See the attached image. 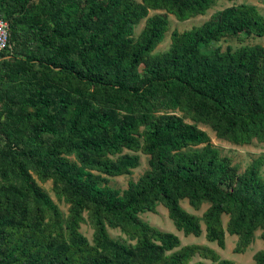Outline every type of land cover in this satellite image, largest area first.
<instances>
[{
  "label": "trees",
  "instance_id": "1",
  "mask_svg": "<svg viewBox=\"0 0 264 264\" xmlns=\"http://www.w3.org/2000/svg\"><path fill=\"white\" fill-rule=\"evenodd\" d=\"M219 1L0 0L9 26L0 55V264H204L196 256L236 264L205 245L181 246L140 217L159 204L185 236L200 237L201 223L222 249L226 234L237 236L235 254L257 231L264 241V159L241 171L199 128L236 146L264 144V43L243 42L264 38V16L232 5L174 30L169 48L156 51L170 15L204 16ZM139 154L148 157L144 173L123 191L111 187L110 178L139 167ZM38 182H51L66 214ZM183 200L208 208L199 217ZM253 261L264 264V249Z\"/></svg>",
  "mask_w": 264,
  "mask_h": 264
},
{
  "label": "rangeland",
  "instance_id": "2",
  "mask_svg": "<svg viewBox=\"0 0 264 264\" xmlns=\"http://www.w3.org/2000/svg\"><path fill=\"white\" fill-rule=\"evenodd\" d=\"M242 3L246 4H251L255 6L258 11L264 16V0H235L234 2H228V1H219L215 7L210 9L206 15L204 16H197L195 18L188 19L186 21H178L174 16L170 15L169 20H170V26H169V31L166 33L164 41L156 48V51L162 52L165 51L169 48L171 44V33L174 30H177L179 32L189 30L192 27L195 26H200L202 25L205 21H207L215 12L220 11L222 9H225L227 7H230L232 5H239ZM154 12H150L149 16H151ZM144 26V20L135 28V36L139 34V32L142 30ZM245 44H263L264 43V38H247L245 41H243ZM228 44H234L238 45L239 43L235 40L233 41H221L220 45L223 49ZM190 122V121H187ZM199 128L204 130L208 136L211 139L212 144L217 147L223 156H227L232 159L233 165H238L240 170L243 171L249 164L252 163L253 160L261 157L264 159V144L262 143H257L253 142L251 145L247 146H236L232 145L226 141L219 140L216 138L215 133L210 130V128L199 125ZM126 152V151H125ZM140 156V165L138 168L134 169L132 171L131 175H125V176H119V177H113L110 178V183L109 185L115 189H118L120 191H123L127 188L128 183L130 181H137V179L144 173V171L148 168V157L139 154ZM261 175L264 178V166L261 170ZM38 184L42 187L44 191L48 193L50 198L53 200L54 203H56L59 208L62 210L64 214L67 213L68 210V205L64 203L63 201H58L57 198L55 197L53 191H52V184L51 182H46V183H40ZM181 207L186 210L187 212L201 216L202 213L208 208L207 204H203L199 210H194L187 200H183L180 202ZM140 217L150 224L153 227H156L157 229L174 234L178 236V238L181 241V246H186V245H205L213 249L216 253L219 254L221 259H226V260H231L235 262L236 264H254L253 261V255L259 251L264 249V241L259 238L260 231L256 232V239L255 241L249 246V248L246 250L245 253L243 254H235L233 252V249L235 247L236 241H237V236H231L226 234L225 236V247L224 249L220 248L217 243L215 242H208L205 238V231H204V224L201 223V228L203 230L202 235L200 237H196L193 235L185 236L181 231H178L173 222L169 219L168 217V212L167 209L159 204L156 207V213L152 212H146L140 215ZM223 224L225 225L228 217L223 215L222 216ZM80 232L89 240H92V234L93 230L88 224H82L80 228ZM108 232L110 236L116 240L119 241H124L126 237L118 230V229H108ZM201 261L204 264H213L209 260H203L200 257L196 256L193 259V262H198Z\"/></svg>",
  "mask_w": 264,
  "mask_h": 264
},
{
  "label": "built area",
  "instance_id": "3",
  "mask_svg": "<svg viewBox=\"0 0 264 264\" xmlns=\"http://www.w3.org/2000/svg\"><path fill=\"white\" fill-rule=\"evenodd\" d=\"M9 26L8 23L0 19V55L8 46Z\"/></svg>",
  "mask_w": 264,
  "mask_h": 264
}]
</instances>
